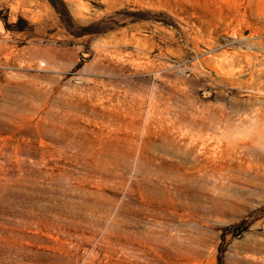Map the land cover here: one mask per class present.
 I'll use <instances>...</instances> for the list:
<instances>
[{"label":"rangeland","instance_id":"374dc122","mask_svg":"<svg viewBox=\"0 0 264 264\" xmlns=\"http://www.w3.org/2000/svg\"><path fill=\"white\" fill-rule=\"evenodd\" d=\"M0 0V264H264V0Z\"/></svg>","mask_w":264,"mask_h":264},{"label":"trees","instance_id":"16d2710c","mask_svg":"<svg viewBox=\"0 0 264 264\" xmlns=\"http://www.w3.org/2000/svg\"><path fill=\"white\" fill-rule=\"evenodd\" d=\"M51 2L54 4L53 0H51Z\"/></svg>","mask_w":264,"mask_h":264},{"label":"bare ground","instance_id":"6f19581e","mask_svg":"<svg viewBox=\"0 0 264 264\" xmlns=\"http://www.w3.org/2000/svg\"><path fill=\"white\" fill-rule=\"evenodd\" d=\"M0 27H1V22H0Z\"/></svg>","mask_w":264,"mask_h":264}]
</instances>
